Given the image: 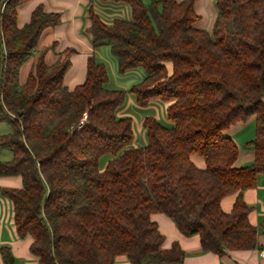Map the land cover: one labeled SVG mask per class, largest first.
I'll return each instance as SVG.
<instances>
[{
    "label": "trees",
    "instance_id": "16d2710c",
    "mask_svg": "<svg viewBox=\"0 0 264 264\" xmlns=\"http://www.w3.org/2000/svg\"><path fill=\"white\" fill-rule=\"evenodd\" d=\"M27 1L0 0V122L12 126L0 149L13 154L0 159V177L22 179L0 195L40 264H115L120 255L131 264H182L179 243L163 249L153 213L166 214L186 237L198 235L204 252L258 247L242 193L264 172V0H215L210 32L196 26L197 0H100L130 8L129 20L110 25L89 8L93 45L111 47L121 74L145 71L129 90L137 105H165L169 125L144 118V146L134 145L133 119L119 115L126 91L108 88L107 67L94 56L73 90L64 85L72 50L52 65L43 52L21 82L42 32L61 22L38 6L19 28ZM251 117L254 158L236 167L238 150L224 131ZM104 155L111 157L101 168ZM227 195L235 198L225 213ZM0 255L14 264L9 247Z\"/></svg>",
    "mask_w": 264,
    "mask_h": 264
},
{
    "label": "crops",
    "instance_id": "0c3cea01",
    "mask_svg": "<svg viewBox=\"0 0 264 264\" xmlns=\"http://www.w3.org/2000/svg\"><path fill=\"white\" fill-rule=\"evenodd\" d=\"M144 1L148 2V0ZM38 6H41L47 13H59L61 22L54 27L46 28L42 32L37 51L21 67L20 80L22 83L26 81L38 57L43 52H45L46 63L52 65L66 51L72 50L71 65L64 76V85L69 90H73L85 81L87 62L91 56L104 63L102 51L104 47H109L108 45L100 47L93 45L89 32L91 24L88 16L89 8L92 6L101 20L108 25L115 18L125 20L131 18L130 8L124 3L100 0H28L18 10L17 26L19 28H23L30 22L31 15ZM195 10L201 16V20L196 25L197 28L210 32L217 13L215 0H197ZM114 60L116 62L117 58ZM168 67H170V64H168ZM126 74L127 72L124 75ZM107 86L109 89H119ZM131 86L129 83L125 88L129 89ZM119 115L124 116L121 113ZM224 134L232 139L238 150L234 166L239 167L250 164L254 158V151L249 145L254 136L253 117L245 122L235 123L226 129ZM134 145L138 146L135 141ZM4 150L0 149V159L10 160L13 154ZM4 153H6L7 159H2L1 156ZM191 158L198 167H204L202 157L193 155ZM0 187L21 188L22 179L20 176L0 177ZM242 197L250 207L248 221L257 231L258 247L248 250L228 251L222 256L204 252L198 235L186 237L166 214L153 213L151 219L157 223L159 231L165 237L163 249H170L173 243H179L185 252L182 264H264V257L259 255V251L264 250V172L257 175L256 185L244 190ZM234 198L235 195H227L221 199L220 206L225 213L230 212ZM32 241L31 237L24 239L18 237L14 224L12 203L9 199L0 195V249L3 246L9 247L15 258L14 264H40L39 258L30 251ZM0 264H4L1 255ZM115 264L131 263L125 255H120L116 257Z\"/></svg>",
    "mask_w": 264,
    "mask_h": 264
},
{
    "label": "rangeland",
    "instance_id": "374dc122",
    "mask_svg": "<svg viewBox=\"0 0 264 264\" xmlns=\"http://www.w3.org/2000/svg\"><path fill=\"white\" fill-rule=\"evenodd\" d=\"M104 57V64L107 67L109 74L108 85L116 87L126 91L125 103L121 107L119 113L124 116H129L133 119V136L136 145L144 146L147 144L146 132L143 127V120L145 117L153 116L164 125H169L166 118V109L162 101L155 100L146 107H140L137 105L135 96L129 91L130 88L137 83H140L145 78V71L143 68H136L127 72L126 75L119 72L118 60L115 62V56L111 51V47H104L102 51ZM132 86L129 89L125 87L127 84ZM12 129L10 123L0 122V135L7 134ZM4 150V149H3ZM4 151L12 153L9 149ZM2 159H7L6 153L2 156ZM111 156L104 155L100 159V167L103 168Z\"/></svg>",
    "mask_w": 264,
    "mask_h": 264
},
{
    "label": "built area",
    "instance_id": "2783aa9c",
    "mask_svg": "<svg viewBox=\"0 0 264 264\" xmlns=\"http://www.w3.org/2000/svg\"><path fill=\"white\" fill-rule=\"evenodd\" d=\"M86 118H87V115L85 114V115L83 116V119L81 120V124H83V122L86 120ZM259 255H260L261 257H264V250H260V251H259Z\"/></svg>",
    "mask_w": 264,
    "mask_h": 264
}]
</instances>
